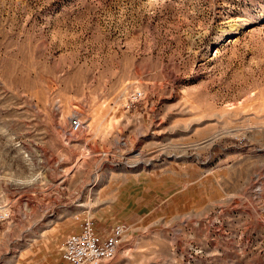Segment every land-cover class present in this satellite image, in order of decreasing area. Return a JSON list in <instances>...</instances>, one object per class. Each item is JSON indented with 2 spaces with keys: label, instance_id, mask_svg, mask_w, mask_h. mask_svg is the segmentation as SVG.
<instances>
[{
  "label": "rangeland",
  "instance_id": "1",
  "mask_svg": "<svg viewBox=\"0 0 264 264\" xmlns=\"http://www.w3.org/2000/svg\"><path fill=\"white\" fill-rule=\"evenodd\" d=\"M2 210L0 264H264V0H0Z\"/></svg>",
  "mask_w": 264,
  "mask_h": 264
},
{
  "label": "built area",
  "instance_id": "2",
  "mask_svg": "<svg viewBox=\"0 0 264 264\" xmlns=\"http://www.w3.org/2000/svg\"><path fill=\"white\" fill-rule=\"evenodd\" d=\"M83 127L80 118L71 120L72 131ZM9 216L6 210L0 211V220ZM126 232L123 224H116L101 234L93 219L82 222L80 230L69 234L62 245V256L66 264H103L115 257L119 244Z\"/></svg>",
  "mask_w": 264,
  "mask_h": 264
}]
</instances>
